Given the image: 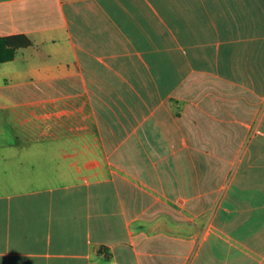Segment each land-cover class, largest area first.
I'll list each match as a JSON object with an SVG mask.
<instances>
[{
	"label": "crops",
	"instance_id": "0c3cea01",
	"mask_svg": "<svg viewBox=\"0 0 264 264\" xmlns=\"http://www.w3.org/2000/svg\"><path fill=\"white\" fill-rule=\"evenodd\" d=\"M14 35L0 264H264V0H0Z\"/></svg>",
	"mask_w": 264,
	"mask_h": 264
},
{
	"label": "trees",
	"instance_id": "16d2710c",
	"mask_svg": "<svg viewBox=\"0 0 264 264\" xmlns=\"http://www.w3.org/2000/svg\"><path fill=\"white\" fill-rule=\"evenodd\" d=\"M31 45V39L25 35L0 37V63L13 60L19 49L27 48ZM109 259L107 257V260Z\"/></svg>",
	"mask_w": 264,
	"mask_h": 264
},
{
	"label": "rangeland",
	"instance_id": "374dc122",
	"mask_svg": "<svg viewBox=\"0 0 264 264\" xmlns=\"http://www.w3.org/2000/svg\"><path fill=\"white\" fill-rule=\"evenodd\" d=\"M256 130H257V126L255 125V126H253L252 127V130H251V133L252 134H255L256 133ZM251 134V135H252ZM256 162H257V159L256 158H254V159H251L250 160V163H249V166H255L256 168L255 169H257V164H256ZM247 170H246V172H244L241 176H243L242 178H243V180H250V179H255L256 178V174H252V176H251V174H247ZM256 180V179H255ZM205 222H203V228H204V226H205Z\"/></svg>",
	"mask_w": 264,
	"mask_h": 264
}]
</instances>
